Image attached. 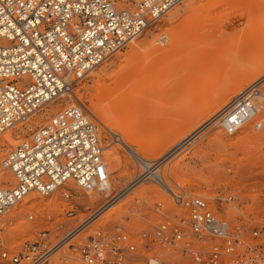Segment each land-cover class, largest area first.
<instances>
[{
  "label": "rangeland",
  "instance_id": "1",
  "mask_svg": "<svg viewBox=\"0 0 264 264\" xmlns=\"http://www.w3.org/2000/svg\"><path fill=\"white\" fill-rule=\"evenodd\" d=\"M257 80L264 81V0H184L175 6L75 90L98 125L111 193L99 187L85 191L74 182L49 196L32 192L0 221L9 252L20 251L42 229L57 242L103 208V216L72 241L116 226L139 240L143 230L180 213L166 190L175 191V183L189 196H205L211 202L219 194L239 195L248 203L243 210L230 207V219L261 217L264 126H245L228 136L211 121ZM67 103L58 100L0 136V180L14 182L2 170L6 153ZM258 119H264V107ZM142 161L159 178L148 173L153 178L135 181L145 170ZM64 189L69 199L63 197ZM158 202L165 204V212L158 211ZM138 249L125 264L139 263L141 242Z\"/></svg>",
  "mask_w": 264,
  "mask_h": 264
},
{
  "label": "built area",
  "instance_id": "2",
  "mask_svg": "<svg viewBox=\"0 0 264 264\" xmlns=\"http://www.w3.org/2000/svg\"><path fill=\"white\" fill-rule=\"evenodd\" d=\"M182 1L0 0V136L58 100L68 102L4 156L1 165L15 182L0 181V221L33 191L49 196L68 181L89 191L108 181L98 125L75 90ZM165 38L162 32L163 42ZM262 85L257 81L240 91L213 124L228 136L249 125L261 129ZM151 178L144 170L135 181ZM170 194L180 213L143 230L139 240L116 226L71 240L64 250L73 232L53 243L42 229L11 253L1 227L0 264H125L138 253V242L143 249L138 264H264V214L259 220L230 219V207L243 210L248 203L239 195L219 194L211 202L189 196L178 183ZM62 195L70 198L66 189ZM165 207L157 203L159 212ZM67 213L74 215L73 210Z\"/></svg>",
  "mask_w": 264,
  "mask_h": 264
},
{
  "label": "bare ground",
  "instance_id": "3",
  "mask_svg": "<svg viewBox=\"0 0 264 264\" xmlns=\"http://www.w3.org/2000/svg\"><path fill=\"white\" fill-rule=\"evenodd\" d=\"M183 1H184V0H183ZM183 1H182V2H183ZM172 9H173V8H172ZM149 28H150V27H149ZM147 29H148V28H147ZM147 29H146V30H147ZM110 57H111V56H110ZM110 57H109V58H110ZM107 59H108V58H107ZM107 59H106V60H107ZM106 60H105V61H106ZM105 61H104V62H105ZM104 62H103V63H104ZM257 81H258V80H257ZM258 82H259V83L261 82L262 84H264V81H262V80H261V81L259 80ZM261 98H263V96H261ZM231 100H232V99H231ZM231 100H230V101H231ZM230 101H229V102H230ZM222 108H223V107H222ZM222 108H221V109H222ZM221 109H220L216 114H218V113L221 111ZM36 114H37V113H36ZM36 114H35V115H36ZM35 115H34V116H35ZM34 116H33V117H34ZM214 118H215V116H214L211 120H213ZM31 119H32V118H31ZM31 119H30V120H31ZM30 120H29V121H30ZM29 121H27V122H29ZM27 122H26V123H27ZM20 125H21V124H20ZM209 125H210V124H209ZM18 126H19V125H18ZM11 129H13V128H11ZM9 130H10V129H9ZM7 131H8V130H7ZM7 131H6V132H7ZM6 132H5V133H6ZM199 132H200V131H199ZM238 133H239V132H238ZM238 133H237V134H238ZM3 134H4V133H3ZM3 134H2V135H3ZM237 134H235V135H237ZM191 137H192V136H191ZM124 145H126V144H124ZM126 146H127V145H126ZM127 149H128V151H129V153H130L131 155H133L134 157L137 156V154H135V151H134L132 148H130V147L128 146ZM103 151H104V147H103ZM103 154H104V152H103ZM137 158H138V157H137ZM139 161H140V160H139ZM140 162H141V161H140ZM142 162H143V161H142ZM1 166H2V165H1ZM143 166H144V168H145L147 174L149 173V174H151V176H153L154 178H159V175L155 174V172L152 171V167H151V165H149V164L143 162ZM2 170H3V171H7V172H9V173L12 175V177L14 178L13 174H12L9 170L4 169L3 167H2ZM140 180H144V179H140ZM156 180H157V179H156ZM0 181H4V180H0ZM4 182H6V181H4ZM7 182H9V181L7 180ZM14 182H15V178H14ZM14 182H10V184H14ZM70 182H73V181H68L65 185H67V184L70 183ZM107 184H108V183H107ZM107 184L105 183L104 185L99 186V189L105 191V193H107V194H110V193H111V192H110V191H111V188H110L109 184H108V185H107ZM76 185H77V184H76ZM77 186H78V185H77ZM78 187H79V186H78ZM130 187H131V185L128 187V189H129ZM166 190H168V192H170L171 188H170V187H166ZM56 191H57V190H56ZM56 191H55V192H56ZM33 192H36V191H33ZM109 192H110V193H109ZM31 193H32V192H31ZM31 193H29V194H31ZM53 193H54V192H53ZM53 193H52V194H53ZM27 196H28V195H27ZM27 196H26V197H27ZM42 196H43V195H42ZM26 197H25V198H26ZM25 198H24V199H25ZM24 199H23V200H24ZM23 200H22V201H23ZM22 201H20V202H22ZM20 202H19V203H20ZM19 203H18V204H19ZM18 204H17V205H18ZM17 205H15L13 208H15ZM30 206H31V205H30ZM13 208H12V209H13ZM12 209H11V210H12ZM103 209H104V208H103ZM103 209H101V210H103ZM11 210H10V211H11ZM101 210H100V211H97V214H95L94 216L89 217L85 222H83L81 225H79L76 229H74V230L70 231L69 233H67L65 236H67V235H69L71 232H73L72 234H70V235L67 237V242L64 244V247H69V246L71 245V244H69V243L72 242L71 240H73V239H75L77 236H79V234L81 233L82 230H84V229H85L86 227H88L90 224L94 223V222L97 221L99 218H101V217L103 216ZM10 211H9V212H10ZM9 212H8V213H9ZM244 217H245V218H249V217H246L245 215H244ZM261 217H262V216H261ZM261 217H258V218H255V219L259 220ZM29 218H30V217H29ZM65 236H64V237H65Z\"/></svg>",
  "mask_w": 264,
  "mask_h": 264
}]
</instances>
